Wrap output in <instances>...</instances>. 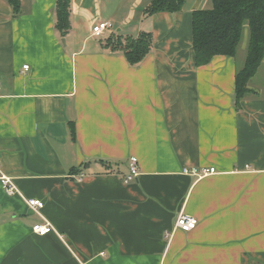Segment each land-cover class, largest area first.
<instances>
[{"label":"crops","instance_id":"crops-1","mask_svg":"<svg viewBox=\"0 0 264 264\" xmlns=\"http://www.w3.org/2000/svg\"><path fill=\"white\" fill-rule=\"evenodd\" d=\"M56 1L19 0L14 18L0 0V162L19 192L0 184V264H264V85L237 104L244 62L194 66L191 12L211 0L154 16L150 0H70L65 44ZM142 32L153 47L135 68L103 46ZM181 213L196 228L167 241Z\"/></svg>","mask_w":264,"mask_h":264},{"label":"trees","instance_id":"trees-1","mask_svg":"<svg viewBox=\"0 0 264 264\" xmlns=\"http://www.w3.org/2000/svg\"><path fill=\"white\" fill-rule=\"evenodd\" d=\"M12 10V17L20 14L19 0H4ZM146 16L162 12H180L186 0H150ZM70 0H57L54 9L55 31L63 39L70 28ZM211 9L191 12V48L195 67L208 65L216 56L236 57L245 29H248L245 60L235 75L234 98L238 104L251 92L249 82L264 63V0H211ZM104 48L119 52L131 67L138 66L153 47L151 32L131 37L111 35ZM72 131V130H71ZM74 131H72V136Z\"/></svg>","mask_w":264,"mask_h":264},{"label":"built area","instance_id":"built-area-1","mask_svg":"<svg viewBox=\"0 0 264 264\" xmlns=\"http://www.w3.org/2000/svg\"><path fill=\"white\" fill-rule=\"evenodd\" d=\"M112 27V24L109 22H100L92 26L91 31L94 36H103L105 32H108ZM24 70L28 69V66H23ZM182 173L184 175H188L191 177H197V178H206L209 177L210 175H214L217 173L216 169L214 168H194V169H182ZM128 174L124 177L123 183L129 184L138 178L140 172L138 168V160L134 157H130L129 163H128ZM0 184L2 186V189L4 190L5 194L7 196H14L19 194L17 188L13 184L12 180L10 177L6 176L5 174L2 173L1 171V162H0ZM26 204L35 212L37 213L40 208H42L43 203L41 201L33 200V199H28L25 201ZM197 225V219L185 214L181 213L178 218L175 221L174 224V229L171 232L165 233L164 238L168 241L173 234L176 231L180 232H190L193 231L196 228ZM31 231H33L34 234L37 236H45L48 235L53 231V228L47 221H42L39 224H36L32 227Z\"/></svg>","mask_w":264,"mask_h":264},{"label":"rangeland","instance_id":"rangeland-1","mask_svg":"<svg viewBox=\"0 0 264 264\" xmlns=\"http://www.w3.org/2000/svg\"><path fill=\"white\" fill-rule=\"evenodd\" d=\"M247 36H248V29H245L242 35V38H241V43L238 46V49L236 52V60L238 64H242L246 56L245 52H246L247 44H248ZM259 69L260 70L258 71L257 76H255V81H252V82H253V85L255 86L263 87L264 85V63Z\"/></svg>","mask_w":264,"mask_h":264},{"label":"water","instance_id":"water-1","mask_svg":"<svg viewBox=\"0 0 264 264\" xmlns=\"http://www.w3.org/2000/svg\"><path fill=\"white\" fill-rule=\"evenodd\" d=\"M61 43H62V44H65V39H63V40L61 41Z\"/></svg>","mask_w":264,"mask_h":264}]
</instances>
